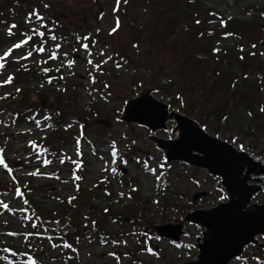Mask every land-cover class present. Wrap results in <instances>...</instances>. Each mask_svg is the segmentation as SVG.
Instances as JSON below:
<instances>
[{
  "label": "rangeland",
  "instance_id": "rangeland-1",
  "mask_svg": "<svg viewBox=\"0 0 264 264\" xmlns=\"http://www.w3.org/2000/svg\"><path fill=\"white\" fill-rule=\"evenodd\" d=\"M156 1L160 6L154 8L145 0H51L47 11L55 23L68 25L74 29V34L84 39L79 43L81 47H74L71 43L64 45L69 47V57L60 56V47L54 46L47 51L51 64L57 61L61 64L62 82L51 86L40 71L27 70V74L20 75L14 82L0 85L7 94L22 86L32 95L52 96L47 101H39L42 109L35 111L34 115L39 118L35 123L26 122L13 129L11 122L20 108L1 116L0 141L7 144L8 151L11 150L9 156L14 154L13 157H17L11 158L17 176L32 172L33 187L40 188L36 199L49 208H57L59 199L69 196L70 186L74 183L85 189L81 198H90L87 204L81 205V217L74 225L45 221L43 232L51 237L46 236L43 240L39 237L38 243L31 244L17 236L15 244L26 256L22 263H18L185 264L196 258L198 249L193 244L203 237L204 227L184 222V235L179 242L157 236L152 227L181 222L189 212L209 209L226 201L227 193L220 178L205 169L180 161H166L163 151L150 136L176 138L177 134L171 132L174 121H168L167 129L152 132L147 127L119 119L126 101L145 87L154 88L152 94L169 104L170 109L181 112L182 107L188 108L193 113H182L198 121L210 134L238 149L252 152L264 161V153H260L264 150V135L259 131L246 132L245 127L218 118L219 115H215V108L219 105L216 99L210 102L207 94L180 76L184 69L182 63L189 54L185 48H191L179 44L184 37H190L185 24L175 28L174 22L170 28L168 19L163 17L164 35L161 38L162 33L157 34L159 27L149 38L139 34V27L132 22L135 17L147 18L148 26L152 24L150 19L158 23L161 17L157 12L159 8L164 2L174 0ZM27 2L38 3L40 0ZM198 7L203 13L201 17L207 20V26L206 23L202 26L215 35L216 43L208 49L209 57L216 55L230 60L229 66L236 69L251 66L254 72L250 77L252 81L264 78V57L253 59L254 62L249 59L258 51L255 43L264 38V0H199ZM47 11L44 10L46 15ZM37 14L41 16L43 12L37 10ZM228 23L235 26L227 27ZM25 26L38 28L29 24ZM168 28L173 30L172 33ZM0 31L7 29L1 26ZM89 34L95 39L92 49L82 45V42L90 41ZM153 37L156 40L151 42ZM73 43L78 46L77 39ZM203 46L206 50L203 44L200 49ZM6 48L8 45L2 42L0 80L3 82L12 78L13 75H7L16 71L17 59L23 58L22 51L5 55ZM201 56L197 55V58ZM203 59L207 60V56ZM42 60H38V53H32L27 56V65L21 66L37 64L44 67L47 59ZM208 64L213 67L215 63ZM202 66L205 68L206 63ZM56 89L64 92V99H71L73 108L64 111L65 134L60 133L59 137L64 138L57 140L58 144L64 143L63 152L59 158L53 159L52 167L47 170L39 168L47 156L40 144L44 142V135L51 133L53 125L59 121L56 101L60 98L53 97ZM9 102L1 103L6 107ZM18 132L21 135L16 134L18 140L15 142L16 137L11 134ZM202 192L205 195L194 200V195ZM7 199L11 200L12 195ZM253 202L263 203L264 191L256 194ZM111 208L113 214L109 211L107 218L98 213ZM7 217L5 212H0V226L6 224ZM11 218L12 224L19 223L15 211ZM22 226L20 224V232L27 231ZM93 226L96 229H92ZM1 227L0 244L4 245L7 242L4 243ZM101 230L102 235L98 233ZM58 231L62 232L61 240L54 237ZM0 264L11 263L2 261ZM230 264H264V237L258 236V245L247 246L243 254Z\"/></svg>",
  "mask_w": 264,
  "mask_h": 264
},
{
  "label": "trees",
  "instance_id": "trees-1",
  "mask_svg": "<svg viewBox=\"0 0 264 264\" xmlns=\"http://www.w3.org/2000/svg\"><path fill=\"white\" fill-rule=\"evenodd\" d=\"M145 1L146 3H149L148 5H153L154 8L160 6L156 0ZM49 4H51V0H46L45 4L44 0H40L38 3H29L27 0H5L4 3L0 2V25L7 29V31L2 33L0 31V45L2 42H5L6 45H8V48L5 49V53L22 51L23 57L17 59L18 63L15 67L16 71L7 75H13L11 76L12 78L5 82L0 80L1 86L3 83L6 85L9 82H14V79L20 78V75L27 74V70L33 72L38 70V73L40 71L42 75L47 78V81H50L49 85L51 86H56L62 82L63 74L60 70L61 64L58 61L51 64L50 58L47 54L50 52L47 51L53 49L54 46L60 47V56L63 55L64 57H69V47H64V45L66 44L67 46L69 45L68 43H71L74 47H81L79 43L84 39L81 36H78V34H74V29L68 25L65 24V26H63L64 24L62 23H55L53 16L47 11L50 10L47 7ZM198 5L199 0H174L169 3L164 2L163 7L159 8L157 11L158 14L161 15L160 19L157 20L158 23L156 21L153 22V20L150 19L152 15L149 18L152 22L150 26H148L149 21H147V18L145 17L140 19L135 17L132 22L139 27V34L145 38H149L151 35L153 36L158 27L160 30L157 34L162 33L160 38L164 35L162 31V23L164 22L165 17L168 19L167 25H170V28L172 27L171 24L174 22L176 23L175 28H179L180 25L185 24L184 27L189 32L188 35L190 37H184L179 44L181 46H191V48H185L189 54L185 62L182 63L184 69L180 76L183 77L184 81H191L199 91L201 90L207 94L210 102L216 99L215 101L218 102L219 105L215 108V111L217 112H215V115H219L220 117L218 116V118H223V120H226L228 123L232 122L241 127H245L246 132L251 133V131H259L260 134L264 135V78L262 77V79L257 82L252 81L250 79L253 72L251 66H246L244 68H242L243 66H240L239 69H236V67L229 66L228 62L230 60L218 58L216 55L215 57H209L208 49H211V47L213 48L215 45V35H213L214 33L212 31L211 33H208L209 30L202 26L205 23L207 26V20L201 17V14L203 13H201V9ZM37 10L43 12V15H38ZM44 10L47 11L48 15L44 13ZM8 17L9 20H7ZM16 17L20 18L16 19ZM25 17L28 19L24 20ZM177 21H179V23ZM26 24L35 25L38 28L30 29L28 26H25ZM230 26L234 27L235 25H230L228 23L227 27ZM262 29L264 30V25H262ZM172 31V29H169V33H172ZM55 33H58L56 34L58 39H55ZM89 37H91L90 41L82 42V45L84 44L87 46L86 49H92L91 44L95 43L94 37L92 35L90 36V34ZM74 39H77L78 46L73 43ZM154 40H156L155 37L151 39V42ZM18 44L20 46L15 47V45ZM202 44L205 45L206 50H204V46L200 49V45ZM255 45H257L258 51L249 56V59H251L252 62H254L253 59L255 58L264 57V38L257 41ZM9 46L13 47V49ZM41 48L44 50L40 51ZM32 50L33 52H31ZM225 50L228 51V49ZM29 53H31V55L32 53L35 55L38 53V60L39 58H43L42 61L47 59V65L44 67L37 64H34L33 66H30V64H28V66H21L23 64L27 65V56H30ZM197 55L202 56L197 58ZM204 56H207V60L203 59ZM240 58L244 59L242 56H240ZM246 61H248V59ZM257 61L260 63L261 60L258 59ZM2 62H4V60H2ZM209 62L215 63L213 64V67H210L211 65L208 64ZM202 63H206L205 68L204 66L201 67ZM243 63L245 62L243 61ZM6 64L7 61L5 62V65ZM3 89V87L0 89V103L6 100H10V102L6 107L1 103L0 119L5 113L20 108L19 112H15V115L13 116L14 120L11 122L13 129L24 125L26 122L35 123L38 121L39 118L34 115V113L35 111L40 112L39 110L42 109L41 105H39V101L43 99L44 101H47V99L52 98V96H45L43 98L40 94L37 96L32 95L31 91L22 86L15 88L12 92L9 91L10 93L8 94ZM37 90L43 91L39 89ZM53 93L54 98L57 96L60 98L56 101L60 116L59 121L53 125L51 133L44 135V142L40 144L41 147L45 148L47 156L44 160L45 163H41L39 168H47V170L52 167L54 162L53 159L59 158L63 152L64 143L62 142V144H58V141L63 140L64 138L59 137V135L65 134L63 131V125L65 117L64 113L66 112L64 111L73 108L70 103L71 99L63 98L64 92L56 89ZM180 110L186 114L193 113L186 107H182ZM20 133L21 132L11 134L16 137L14 138L15 142L18 140L16 134L19 135ZM25 148L28 149L27 146H25ZM260 153H264V150L260 151ZM10 154L11 150H7V144L0 141V158L3 159V164H0V212H5L6 215L9 216L7 217L9 221L6 220V224L1 225L2 227L0 226L3 230L2 235L5 238L4 243L7 242V244L4 245L0 244V263L2 261H7L11 264H20L18 262H21L26 256L25 252L20 251L21 248L15 244V238L17 236H22L25 242L31 244L38 243L40 240L37 238L39 237L42 240L46 236L51 237L47 232H43V229L45 228L43 224L45 221L49 220L74 225L75 221L78 220V217H81V205L87 204V201L90 198L86 196L85 199L81 198V193L85 189L82 188L81 184L74 183L70 186L72 191L69 196L65 199H59L56 204L58 205L57 208H49V206H46L43 202L36 199V194H38L40 188L33 187V180L31 177L32 172H29V174L27 173V175L17 176V169L11 159H17V157H13L14 154L9 156ZM37 161H39V159ZM25 167L26 166H24V168ZM10 195H12L11 200L7 199ZM4 205H7V208H5ZM77 206L79 208L78 210H76ZM132 210H135V208ZM14 211L16 212V217H18L17 221L19 223L17 225L10 222L12 219L11 214H13ZM109 211L112 213V208L106 212L98 211V213L107 218V215L110 214ZM20 224L21 226L23 225L22 227L26 228L27 231L20 232ZM92 229H96V226H93ZM98 233L102 235L103 231L101 230ZM54 237L61 240L62 232L58 231L57 233H54ZM33 249L34 248H31L30 250L33 251Z\"/></svg>",
  "mask_w": 264,
  "mask_h": 264
},
{
  "label": "water",
  "instance_id": "water-1",
  "mask_svg": "<svg viewBox=\"0 0 264 264\" xmlns=\"http://www.w3.org/2000/svg\"><path fill=\"white\" fill-rule=\"evenodd\" d=\"M154 88L145 87L126 101L119 118L149 128L152 132L167 129L176 138L150 136L161 149L168 163L180 161L205 169L219 177L227 193V200L209 209H197L186 214L181 222L152 227L156 235L179 242L184 235V222L205 228L203 237L193 244L198 254L185 264H230L251 244L258 245L264 237V202L255 203L253 197L264 191V161L254 153L238 149L234 144L214 136L195 119L157 99ZM205 192L194 195V200Z\"/></svg>",
  "mask_w": 264,
  "mask_h": 264
},
{
  "label": "snow or ice",
  "instance_id": "snow-or-ice-1",
  "mask_svg": "<svg viewBox=\"0 0 264 264\" xmlns=\"http://www.w3.org/2000/svg\"><path fill=\"white\" fill-rule=\"evenodd\" d=\"M117 26H119V23L117 24ZM113 31H115V29H113ZM19 46H20L19 44L15 45V47H19ZM85 47H87V46L85 45ZM43 50H44L43 48L40 49V51H43ZM5 55H8V53H5ZM29 55H31V53H29ZM0 67H3V64H0ZM0 164H3V159L2 158H0ZM4 207L7 208V205H4Z\"/></svg>",
  "mask_w": 264,
  "mask_h": 264
}]
</instances>
